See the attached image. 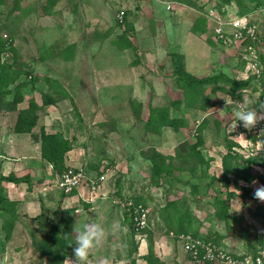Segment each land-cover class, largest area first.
<instances>
[{
  "label": "rangeland",
  "instance_id": "obj_1",
  "mask_svg": "<svg viewBox=\"0 0 264 264\" xmlns=\"http://www.w3.org/2000/svg\"><path fill=\"white\" fill-rule=\"evenodd\" d=\"M166 1L174 7L167 9ZM259 1L262 4L254 8L257 11L259 7L264 8V0ZM45 2L0 0V33L12 38L11 47L2 52V57L14 59L15 65L23 71L57 77L74 96V102L67 98L56 103L55 107L48 106L51 109L47 111L40 110L32 136L39 135L38 125L41 123L49 124L55 130L67 128L68 136L75 137L78 162L89 166V173L96 171L91 164L109 167L103 187L106 195L90 202L88 208L79 205L72 227L74 238L85 225L99 223L104 228V235L90 251L86 264H130L126 257L130 246L133 255L140 258L137 264H147L140 252L147 249L150 239L165 264H191L178 240V234L185 232L184 228L166 233L158 215L159 206L167 199L180 200L184 195H187L184 198L196 196V199L203 200L192 206L197 215L194 222L197 230L207 233L212 228L225 234L224 242L228 248L244 250L242 246L246 240L241 227L264 237V209L258 207L264 206V200L255 195L243 197L237 190L230 198L232 229L226 227L225 221L213 215L210 219L208 215L214 212L208 201L214 196L226 195L221 182L211 179L212 174H220L219 155L225 150L226 137L238 141L242 152L249 145L250 135L261 137V140L264 137V119L250 128L242 127L240 137L237 132H230L229 127L241 103L257 94L264 100V40L253 43L257 54L256 71L252 64H248L251 54L246 43L228 47L210 40L207 19L204 29L199 30V17L206 18L202 12L212 4L217 5L218 0H182L181 5L175 0H148L142 9L117 0H94L78 10L71 9L62 0L56 8L51 1ZM120 5L129 9L127 19L132 25L129 32L124 28L126 22L123 24L116 17ZM226 5L232 11H238L235 1L217 7ZM255 15L263 30L264 12ZM128 43L131 45L127 46ZM74 51L76 57L72 62L64 60ZM171 52L179 54L182 68L196 78L222 74L237 80L248 78L249 84L231 94L227 83L216 80L206 85L205 99L200 98L204 101L197 100L195 104L176 84ZM134 59L135 63L132 62ZM28 96L26 93L25 99ZM34 96L41 101L39 92ZM132 103L136 108L133 109ZM25 104L23 100L17 108ZM164 105H169L171 115H183L186 125L177 130L164 126L158 134L147 130L144 122L150 117V106ZM77 112L83 116L82 121H79ZM258 112L264 116V108ZM16 114L17 109H0L2 135L8 134L12 128L9 122L16 118ZM198 133L204 135V150L215 156L206 168L205 179L199 176L200 168L193 175L186 170H175L172 175H163L159 179L160 185L153 184L148 170L150 161L145 156L150 145L166 152L165 155L177 152L189 164L192 159L187 157L190 154L187 142L195 140ZM253 147L251 145L249 149ZM252 168L259 172L256 167ZM118 177H121L119 182ZM187 179L199 183L196 195L182 182ZM261 185L259 181H252L253 190ZM138 196L143 198L145 205L143 201L139 203L148 208L151 230L139 234L134 227L133 235L131 226L122 220L123 205ZM19 214L23 222L32 224L31 216L26 212ZM53 215L52 220L56 221L58 217ZM43 234L37 230L33 236L39 239ZM2 238L0 232V264H46L33 237L26 231H16L5 243ZM74 260L72 248L61 264H80Z\"/></svg>",
  "mask_w": 264,
  "mask_h": 264
},
{
  "label": "trees",
  "instance_id": "obj_2",
  "mask_svg": "<svg viewBox=\"0 0 264 264\" xmlns=\"http://www.w3.org/2000/svg\"><path fill=\"white\" fill-rule=\"evenodd\" d=\"M181 1L182 0H178V2ZM231 1L236 2L238 13L240 14L247 13L253 10L258 4H262L260 1L258 2V0H218L217 6H221L222 4ZM199 20L201 22L199 30L204 29L206 26V18L199 17ZM122 22L123 24L126 22L127 27L124 28H126L127 32L132 30L131 22L127 19L126 15L123 17ZM208 37L212 40L209 33ZM11 45V36L8 35L7 37H4L2 33H0V109L8 111L17 109L16 118L12 125V130L14 132H31L33 127L37 124L39 111L45 106L54 104L58 100L64 98H69L71 102H74V100L70 92L57 78L48 74H33L32 72H29V70L23 71L21 67L15 65L14 59L8 60L3 58L2 52L5 49H9ZM126 45L130 46L131 44L128 43ZM170 56L176 84L183 88V93L188 99L190 98L193 103L197 100L204 101L206 85L211 84L216 80H222L227 83L231 94L245 89L249 84L248 78L237 80L222 74L196 78L185 72L182 68L180 56L177 52H171ZM132 62L135 63L136 59L132 60ZM18 78H20L19 81ZM35 92L40 93V102L35 98ZM26 93H28L29 96L25 99ZM10 95L11 98H8ZM202 97H204V99H200ZM23 100L26 101V104L17 108V104ZM132 107L133 109L136 108L133 103ZM150 109V117L144 122V125L146 129H150L153 133H161L164 126H169L177 130L181 126L186 125V119L183 115L173 116L170 114L169 105L161 107L150 106ZM76 114L79 121H82V116L78 112ZM250 138L252 142L255 143L257 139L256 136L250 135ZM34 139L39 141L41 157L52 165L54 173L60 174L71 166L66 164V156L67 152L73 147V145H75V137L68 136L67 128L47 131L41 126L39 135H34ZM260 141V148H256L254 144V149L251 150V152L250 150L242 152L239 150L241 146H239L240 144L238 141L229 138V136L226 137L225 150L219 155L221 161L220 174L218 176L212 174L211 176V179L221 182L220 184L225 188L226 195L225 197L219 195L214 196L213 200L208 201L214 207L213 214L208 215H213V217L225 221L226 227L229 229H232L231 219L233 217L230 212V198L236 195L237 190H240V195L243 197L254 196L252 186V181L254 179H257L262 185H264V173L255 172L252 168V164L264 166V137H262V140L260 137ZM204 142L205 138L201 133H198L195 140L192 142H187L189 143L187 149L188 152H190L187 157L188 159H192L189 164V161L185 162L177 152L173 155H165L163 152L157 150L154 145H150V150L148 153H145V156L150 161L148 170L151 182L155 185H160L159 179L165 174L172 175L175 170H179L180 172L186 170L190 175H193L197 168H200L199 176L205 179L204 177L207 175L206 168L210 166V163L213 160H215V156L214 154H208V152L204 150ZM96 166L98 168V165L95 164L94 167ZM121 175L122 174H120V176ZM120 178L121 177H118L117 182H119ZM22 179V176H16L13 172H9L6 175H0V181L19 182ZM241 181L246 184H243ZM182 182L184 185L190 186L192 194H197V190L199 189L198 182L188 179ZM208 183H210V181ZM231 185L233 188H231ZM62 193L65 194L63 191ZM184 197H187V195H184L180 200L167 199L161 206H159L158 215L161 217V222L165 226L166 233L170 230H180L184 228L185 232H190L195 236H199L203 240L212 241L217 245L223 246L232 253L242 252L257 254L261 250H264V237L258 232L251 233L247 227H241L243 236L246 240L245 244L242 246L244 250L228 248L224 242L225 234L216 231L215 229L213 230L211 228L207 233H200L197 230L198 226H194L197 215L193 211L192 206L203 200L200 198L196 199V196H194L193 199ZM142 199L143 198L139 196L135 198L132 197L134 203H139L143 201ZM81 202L83 203L82 206L86 208L91 205L90 202ZM17 205L18 201L8 196L5 188L0 185V232L3 233L2 239L4 243L10 238L14 225L19 219L20 214ZM258 207L264 209V206L262 205H258ZM76 208H78V204H72L65 208L58 207L53 212L42 210L40 213L32 217V224L28 230L29 235L33 237V242L39 250V253L45 257L46 264H61L67 256L68 250L74 248L75 242H73L74 235L72 227L77 215ZM53 213L58 217L56 221L52 220V217L54 216ZM122 218L124 223L126 222L131 226L134 235L135 229L130 208L128 209L125 205H123ZM210 219H212L211 216ZM37 230L44 233L39 239H37L36 236H33ZM150 230L149 225L142 229L143 232L147 233ZM152 243L153 242L150 239L149 245H147V251L142 257L148 264H161L162 261L156 255ZM129 248L126 252V257L129 258L130 264H136L137 257L132 253L133 247L130 246ZM58 252L59 254L57 255ZM194 264L214 263L211 261H200L195 262Z\"/></svg>",
  "mask_w": 264,
  "mask_h": 264
},
{
  "label": "built area",
  "instance_id": "obj_3",
  "mask_svg": "<svg viewBox=\"0 0 264 264\" xmlns=\"http://www.w3.org/2000/svg\"><path fill=\"white\" fill-rule=\"evenodd\" d=\"M117 1L119 3H129L132 7H137L148 0ZM179 4L181 5L182 3ZM165 7L167 9H172L174 5L166 1ZM262 7H259L258 11L253 9L247 13L240 14L237 10L232 11L229 9L227 5L219 8L216 4H212L208 9L202 12L203 16L207 19L208 33L213 41L228 47L246 43V49L249 54H251V56H249L251 60L248 61V64H252V68H255L256 71H258L255 61L257 54L256 47L253 43L264 40V29H261L260 20L255 14H259L260 11L264 12V8ZM128 14V7L120 5L116 12V17L118 20L122 21L125 15L128 18ZM2 35L7 37L6 33ZM234 122L235 120L229 123V125ZM242 127L241 122L237 121L235 129L232 130L230 128V132H234L235 134L237 132L239 136L242 134ZM254 144L256 148H260V138H257L255 143L250 140L249 145L246 147V151L250 150L251 152L253 148L249 149V147ZM49 166L52 168L50 163ZM252 166L256 167L259 173H264V166L258 164H252ZM108 171L109 167L103 165L100 172L91 174L87 172L82 164L76 166L71 165L60 174L54 173L52 185L59 188L65 194L75 193L81 201L92 202L97 197L106 195L107 192L103 187ZM253 181L258 180L254 179ZM254 191L255 190H253V192ZM124 205L128 209L130 208L134 227L139 234H142V229L148 226V208L141 203H134L132 199L127 200ZM77 210L78 208H76V211ZM178 238L182 249L189 255L191 264L200 261H211L214 264H264V250H261L257 254L242 252L232 253L223 246L217 245L209 240H203L199 236H195L189 232L179 233Z\"/></svg>",
  "mask_w": 264,
  "mask_h": 264
},
{
  "label": "crops",
  "instance_id": "obj_4",
  "mask_svg": "<svg viewBox=\"0 0 264 264\" xmlns=\"http://www.w3.org/2000/svg\"><path fill=\"white\" fill-rule=\"evenodd\" d=\"M49 1H51L50 2L51 5L53 4L55 5V8L57 7V4H59V0H46L45 3ZM62 1L63 4L66 5L69 4L70 5L69 7H71V9L73 10H78L80 6L89 5L90 1L94 2V0H62ZM175 1L178 2L177 0ZM143 5L144 3L142 5L137 6V8L142 9ZM51 12L54 11L52 10ZM75 55L76 52L74 51L64 60L70 59L67 61L72 62L71 60H73L72 59L73 57L75 59L76 57ZM74 72L76 73V71ZM50 76L55 77L53 75ZM58 80L67 89L66 85L60 79ZM72 97L74 96L72 95ZM61 100H66V98L60 99L56 103H59ZM56 103L49 104L45 106L42 110L46 109L47 111L51 109L48 106L51 105L52 107H55ZM46 111L44 112L46 113ZM14 120L15 119H13L12 122H9V124L13 125ZM48 125L49 124L41 123L38 126L39 128L43 126L47 131L55 130L53 129V126L49 125L50 126L49 127ZM1 130H3V127H1L0 129V175L1 174L6 175L9 172H13L16 176H22L23 179L19 182L1 180L0 185H2L5 188L8 196L18 201L17 206L19 213L26 212L27 215L31 216L32 219L33 216L37 215L42 210L53 212L58 207L65 208L72 204H78V206L79 205L82 206L83 203L81 202V200L78 199L75 193L63 194L59 188L52 185V178L54 175L53 168H50L49 162L41 157L40 145L39 142L35 140L34 137L32 136L33 132H14L12 128H10V131H7L8 134L6 133L5 135H2ZM74 146L75 145H73V147L67 152V156H66V164L72 166H76L80 164V162H78V155H77L78 152L76 153V149L74 148ZM163 153L166 152L163 151ZM91 165L93 166L91 167L92 169L96 168V171L92 173L90 172L91 174L100 172L103 168L102 164L98 168L97 166L94 167L95 164H91ZM84 168L87 170L88 173L89 171H91L89 170L90 169L89 166H84ZM30 225H31L30 221L23 222L19 218L14 225L12 235L16 231H21V232L26 231L27 234H29L28 230ZM146 251L147 249L145 248L142 252H140L141 258H143L142 255L146 253ZM154 251L156 253V249H154ZM158 257L162 261L161 264H165L164 260H162L160 256ZM138 259L140 258H136V264Z\"/></svg>",
  "mask_w": 264,
  "mask_h": 264
},
{
  "label": "clouds",
  "instance_id": "obj_5",
  "mask_svg": "<svg viewBox=\"0 0 264 264\" xmlns=\"http://www.w3.org/2000/svg\"><path fill=\"white\" fill-rule=\"evenodd\" d=\"M261 108H264V100L260 99L259 94L247 99L237 107L235 111V122L230 124L229 127L234 130L237 121L241 122L244 128L254 126L258 120L264 119V116H261L258 112V109ZM254 195L264 200V185L256 188ZM103 235L104 228L99 223L85 225L82 229H79L73 241L75 242L73 248L75 255L74 261H79L80 264H86L90 251L99 244Z\"/></svg>",
  "mask_w": 264,
  "mask_h": 264
}]
</instances>
